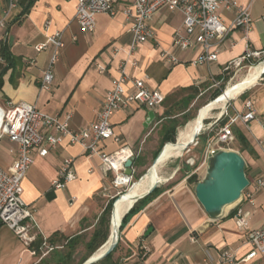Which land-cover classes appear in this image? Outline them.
Masks as SVG:
<instances>
[{
	"label": "crops",
	"instance_id": "1",
	"mask_svg": "<svg viewBox=\"0 0 264 264\" xmlns=\"http://www.w3.org/2000/svg\"><path fill=\"white\" fill-rule=\"evenodd\" d=\"M131 1L120 0L115 17L98 15L96 30L90 34L76 20L77 0H19V8L7 26L0 27V105L10 108L27 103L50 114L62 117L70 114L73 128L82 130L97 121L112 81L121 75L124 66L130 79H143L149 89L160 91L165 98L148 126L150 111L137 103L117 111L111 122L121 143L110 139L102 144L107 153L126 146L134 157L142 158L141 165L135 162L133 165L134 175H139L146 173L164 142L173 135L170 120L182 123L185 114L191 115L200 102L234 80L233 63L246 55L248 47L255 52L264 51V0H236L240 6L250 8L254 19L252 30L247 35L241 29L232 30L219 48L217 61L198 66L192 62L201 56V47L187 51L174 47L183 16L168 10L160 11L150 23L156 32L155 39L130 54L132 36L124 10ZM220 16L230 25L236 12L223 9ZM58 31L63 33L65 47L54 68L53 89L47 91L41 88V80L52 56L51 49L38 54L35 46ZM114 48L118 51L114 52ZM163 52L174 55L177 63L162 56ZM97 64L106 70L101 73ZM230 65L231 69L226 71ZM249 101L257 118L248 122L238 119L232 130L237 147L233 150L245 159L246 174L253 185L264 176L260 145L264 142V84L255 85L235 98L223 116L226 124L232 123L238 114L246 112ZM181 128L177 127L178 133ZM17 148L8 137L0 139L1 169L8 170L14 164ZM171 148L168 146L165 153ZM203 152L198 147L183 160H171L163 175L167 181L158 187L159 195L141 204L128 217L121 231V246L114 254L116 264H219L221 252L226 248L236 250L239 259L250 252L246 243L249 230L264 227V190L256 194L253 206L246 202L240 205L251 213L247 228L237 225L236 205L226 207L224 214L213 221L195 193V186L208 173L209 164L195 173ZM66 158L74 159L77 179L57 190L53 181ZM193 175L197 181L190 182ZM113 180L112 173L103 172L98 156L89 155L82 146L68 140L45 157L35 154V162L23 183V199L33 213L37 235L45 240L55 234L69 239L88 235L90 240L117 188ZM17 236L0 224V264H38L41 259L33 255L34 249ZM249 264H264V256Z\"/></svg>",
	"mask_w": 264,
	"mask_h": 264
},
{
	"label": "built area",
	"instance_id": "2",
	"mask_svg": "<svg viewBox=\"0 0 264 264\" xmlns=\"http://www.w3.org/2000/svg\"><path fill=\"white\" fill-rule=\"evenodd\" d=\"M119 2L120 0H77L76 20L79 27L87 33H94L97 16L107 14L115 17L119 12ZM0 8L2 10L0 27L5 28L11 15L19 8V0H0ZM223 9L236 12L232 24L224 23L220 16ZM162 10L182 14L183 26L176 31L173 45L181 51L201 47V56L192 62L196 66L217 61L219 48L232 30L241 29L247 35L253 28L254 19L250 8L240 6L236 0H132L124 10V16L129 24V33L132 36L130 54H133L140 45L155 39L156 32L150 23ZM262 20L264 21V16ZM64 47L63 33L60 31L49 36L45 43L35 46L38 54L51 49L52 56L41 80L43 90L53 89L54 68L60 60ZM117 51L118 49L114 48V52ZM162 56L177 63V58L168 52H163ZM262 56L264 51L255 52L248 47L246 55L233 65L239 67L247 61H253ZM34 62V60L31 61V64ZM96 67L101 73L106 70L105 66L100 64ZM230 69L231 65L226 68V71ZM107 94L97 121L82 130L73 128L70 114L64 117L55 113L50 114L41 111L36 105L27 103L12 105L10 108L0 105V139L8 137L10 142L18 147L14 164L8 170L0 168V224L10 228L26 246L30 247L38 237L33 213L23 199V183L35 162V154L45 157L68 140L73 145L82 146L89 155L98 156L103 172L106 175L110 173L114 175L115 187L121 186L125 177L128 178V182L133 179V177L125 176V164L135 156L132 150L123 146L116 152L107 153L102 148V144L110 139L121 143L114 133L112 118L117 111L130 103H137L149 111H156L165 98L160 91L149 89L143 79H130L124 66L121 68V75L113 79L112 88ZM253 108L251 101L246 102L245 113L238 114L232 123L220 127L215 134L209 136L202 155L203 161L195 173L207 167L210 158L217 152L233 150L235 136L232 125L238 119L246 122L255 120L257 115ZM260 145L264 153V142H260ZM76 179L74 159L66 158L58 177L53 181V187L57 190L64 189ZM263 190L264 176L258 178L244 191L241 200L236 204L237 213L234 216L239 227L247 228L251 217V213L240 205L246 202L253 206L256 194ZM246 240L251 250L244 258L239 259L236 250L226 248L221 252L219 264H249L259 256H264V227L249 230ZM53 249L54 247L44 239L40 248L43 252L41 259L46 255L44 250L52 251ZM144 251L148 252V249L145 247ZM32 253L35 256L38 255L36 251Z\"/></svg>",
	"mask_w": 264,
	"mask_h": 264
},
{
	"label": "water",
	"instance_id": "3",
	"mask_svg": "<svg viewBox=\"0 0 264 264\" xmlns=\"http://www.w3.org/2000/svg\"><path fill=\"white\" fill-rule=\"evenodd\" d=\"M263 76H264V71L261 73L258 81L262 79ZM226 95H227L226 92H223L221 95H219L218 97H216L209 103H220L224 100H227V103H229L230 101L234 100V99H229V96H226ZM224 114L225 113H223V115ZM153 119H155V112L150 110L149 120L146 126L151 124L154 121ZM220 119L221 117H219L217 121ZM197 125H198V128L196 129V131H194L195 135L193 139L186 145L183 156L190 154L193 148L196 149L200 145L199 139L203 132L201 131L203 127V120L200 119ZM176 143H178V136L176 138ZM166 145H164L163 148L160 150V152L154 159L152 165L148 168V170L140 178V180H142L150 172V170L153 167H156L159 164V161L165 151ZM198 160H199V157H198ZM134 162H135V157H132L126 162L125 176H128V177L134 176V171H133ZM207 172L208 173L206 174V177L202 181L197 183V185L195 186V193H196L197 200L203 206L207 214L212 219H218L222 214H224L223 212H224L225 207L229 205H233V204L236 205L241 200L240 198H242L244 191H246V189L250 186V181L246 174V162L243 156L235 150H221L217 152L212 158H210L209 167H208ZM159 186H160V183L157 182L146 193H144L141 196L136 197L134 199L135 201L134 204L130 207V210L134 207V205L138 201H141L143 198L152 194ZM116 202H117V199L113 203L111 217H114V214L116 213V204H115ZM122 221L119 226V231L115 233L114 239H112L109 246L102 253V255L94 257V255L101 249L100 248L92 257H90L83 264H98L99 262L106 259L109 255H111L115 251L120 241ZM151 231L152 230L150 229L147 232L146 236H148L151 233Z\"/></svg>",
	"mask_w": 264,
	"mask_h": 264
},
{
	"label": "bare ground",
	"instance_id": "4",
	"mask_svg": "<svg viewBox=\"0 0 264 264\" xmlns=\"http://www.w3.org/2000/svg\"><path fill=\"white\" fill-rule=\"evenodd\" d=\"M263 71H264V62L251 68L247 76H245L240 82H237L235 84H229L226 87V89L224 90V92H226L227 94L226 96H229V99H235L240 94L245 92L247 89H250L253 86H255L258 83V79ZM226 104H227V100H224L220 103H209L208 105H205V108L199 111L200 113L197 114L194 120L190 121L185 127L180 129L178 133L179 134L178 143H175L174 145H167L165 147L166 149L168 146H173V148L168 150L166 153L164 151L159 161V164L156 167H153L150 170V172L138 184L134 186V188L132 189V194L130 195L126 191V193H124L118 198L117 201H120L123 196L122 200L120 201L117 207V210L115 213L116 214L115 220H114V217L111 218V222H110L111 230L110 231L112 232L110 233V238L108 239V242L105 245H103L100 252L95 254L94 257L102 255V253L109 246L112 239H114L115 233L119 231V226L121 224L123 217L130 210V207L134 204L135 202L134 199L146 193L152 186H154L155 183L166 182L165 178H163V175L161 174V167L163 166V164L166 163V161H169L170 159H173V158H180L183 156L186 145L193 139L195 135L194 131H196V129L198 128L197 124L199 120L200 119L203 120V127H202V130H203L204 122L207 121L208 119H211L214 116H217V119L219 117L221 118L223 117ZM122 181L128 182V178L125 177V179H123ZM229 206H232V205H229Z\"/></svg>",
	"mask_w": 264,
	"mask_h": 264
},
{
	"label": "trees",
	"instance_id": "5",
	"mask_svg": "<svg viewBox=\"0 0 264 264\" xmlns=\"http://www.w3.org/2000/svg\"><path fill=\"white\" fill-rule=\"evenodd\" d=\"M252 62H253L252 60L247 61V63H252ZM255 63L257 64L258 62L256 61ZM263 78H264V76H263ZM222 93H223V89L218 90V92H216V94L214 95V99L216 97H218L219 95H221ZM183 117H184V121L182 123H180L179 120H176V119L170 120V123L172 124V126L174 128V132H173V135L166 141V143H169L168 145H174L176 143V136L178 133L177 127H179V126L184 127L191 119L194 118L190 114H185ZM206 123H209V122H206ZM226 123H227V120H226L225 116H223L217 122L219 127L224 126ZM210 135H212V134H210ZM166 143L164 142L163 145H166ZM158 153L156 154V156L158 155ZM141 164H142V158L135 157V165H141ZM144 174H145V172L140 174V175H134V178H136V180H138ZM189 181L190 182L197 181V176L193 175L189 179ZM159 192H160V190H159V188H157L152 194L143 198L141 201H138L134 205V207L124 217V219L122 221V225H121V231L125 227V225L127 223V219L130 216V214L136 212L139 209L141 204L149 203L152 199H154L157 195H159ZM118 198L119 197L115 196L114 198H112L108 202L106 208L104 209L102 215L100 216V219H98L95 230H94L90 240L87 243H85L87 246L86 248L88 249L89 254L83 258V260L80 264L85 263L93 254H95L97 252V250L102 248L101 246L104 245L107 242V240L110 238L111 212H112V208H113V203L116 201V199L118 200ZM115 217H116V214L114 216V220H115ZM114 220H113V222H114ZM82 239H83V236H77L75 238L69 239V238L60 236L58 234H55V236H53V238H50L47 240L48 243H50V245H52L54 247L58 242L66 241V243L63 244L62 246L64 249L67 248L68 252L56 250V248L54 247V249L52 250L53 251L52 255H51V253H49L51 255V260H48V259L46 260V258H42L38 264H53L52 262H54V264H70L73 260L74 252L76 250L75 246H77L79 243V240L81 241ZM43 243H44V239L42 237L38 236L36 241L31 244L30 248L34 249L33 251H36L37 254H41L40 248H41ZM117 249H118V246L111 255H109L106 259L99 262L98 264H116V261L114 260V253L117 251Z\"/></svg>",
	"mask_w": 264,
	"mask_h": 264
},
{
	"label": "rangeland",
	"instance_id": "6",
	"mask_svg": "<svg viewBox=\"0 0 264 264\" xmlns=\"http://www.w3.org/2000/svg\"><path fill=\"white\" fill-rule=\"evenodd\" d=\"M263 60H264V56H262L261 58H257L256 60H253V62L252 63H247V62H245V63H243L241 66H239V67H234L233 69H232V77H234V80H232V81H230V82H228V84H225V85H222L221 87H222V89H223V92H224V90L226 89V87L229 85V84H235V83H237V82H240L245 76H247V74L250 72V70H251V68H253V67H255V66H257L258 64H261L262 62H263ZM258 62L257 64L255 63V62ZM251 67V68H250ZM237 70H239V72L238 73H236L235 74V71H237ZM259 84H264V78H262V79H260L259 81H258V83L256 84V86L257 85H259ZM253 88V87H252ZM249 90V89H248ZM215 95V94H214ZM240 96V95H239ZM238 96V97H239ZM214 99V96H210L209 98H207V99H205V100H203L202 102H200L194 109H193V111L191 112V116H193L194 118L193 119H195L196 118V116H197V114H198V112L200 111V110H203L204 108H205V105H208L207 103H209L210 101H212ZM232 101H230L229 103H231ZM229 103H227L226 104V108L229 106ZM225 108V109H226ZM193 119H191L190 121H192ZM206 122H209V123H206ZM216 122H217V116H214L213 118H211V119H208L207 121H205L204 122V128H203V132H202V135L200 136V139H199V141H200V145L198 146L200 149H201V151H204L205 150V146L207 145V141H208V138H209V136H212L213 134H215L217 131H218V129L220 128L219 126H218V124H216ZM189 123V122H188ZM212 126V127H211ZM210 134H212V135H210ZM204 144H205V146H204ZM194 149V148H193ZM232 149H237V147L235 146V144L232 146ZM197 151H199L198 149H197ZM186 155H184V156H182V157H180V159L182 158V160L183 159H185L186 157H185ZM171 160H175V158H173V159H170L169 161H166V163L165 164H163V166L161 167V174L162 175H164V173L166 172L167 173V171H168V169H169V167L171 166V164H172V162L173 161H171ZM202 158L200 157L199 158V166L201 165V163H202ZM204 170V169H203ZM141 173V172H140ZM140 173H139V175H140ZM141 178V177H140ZM163 178H165V176H163ZM181 178V177H180ZM179 180V179H178ZM141 180L140 179H138V180H136V178H133L132 180H130L128 183L127 182H122L121 184V186H119V187H117L116 188V190L111 194V198H109V200H111L112 198H114L115 196H117V197H119V196H121L122 194H124V193H126V191H127V193H129L130 195L132 194V189L134 188V186L136 185V184H138L139 182H140ZM165 181H167L166 180V178H165ZM163 183V182H162ZM161 183V184H162ZM121 200H122V198H121ZM120 200V201H121ZM120 201H117L115 204H116V207H118V205H119V203H120ZM116 210H117V208H116ZM112 218V217H111ZM111 218H110V222H111ZM110 230H111V228H110ZM112 231H110V233H111ZM121 235H122V232H120V241H119V244H118V248L121 246ZM89 241V239H88V235H83V239L80 241L79 240V243H78V245L77 246H75L76 247V250H75V252H74V257H73V260H72V262L70 263V264H80L81 262H82V260H83V258L84 257H86L88 254H89V252H88V249L86 248L87 246H86V244L85 243H87ZM108 241V240H107ZM66 243V241H62V242H58L54 247L56 248V250H60V251H64V252H68V249L67 248H63V244H65ZM103 247V246H102ZM98 251V250H97ZM98 252H100V251H98ZM97 252V253H98ZM43 252H41V254H38L36 257L38 258V259H41V257H42V254ZM44 253H46V255H45V257L44 258H46V260L48 259V260H51V255H52V253H53V251H45L44 250ZM49 253H51V255L49 254ZM96 253V254H97ZM116 253V252H115ZM114 253V254H115ZM94 255V254H93ZM92 255V256H93ZM91 256V257H92ZM53 264H54V262H52Z\"/></svg>",
	"mask_w": 264,
	"mask_h": 264
}]
</instances>
